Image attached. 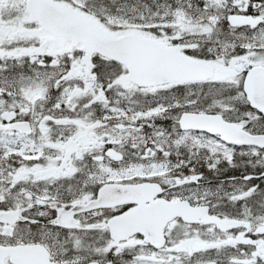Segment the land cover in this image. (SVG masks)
Listing matches in <instances>:
<instances>
[{
  "label": "snow or ice",
  "instance_id": "6c2138e0",
  "mask_svg": "<svg viewBox=\"0 0 264 264\" xmlns=\"http://www.w3.org/2000/svg\"><path fill=\"white\" fill-rule=\"evenodd\" d=\"M0 264H264V0H0Z\"/></svg>",
  "mask_w": 264,
  "mask_h": 264
}]
</instances>
